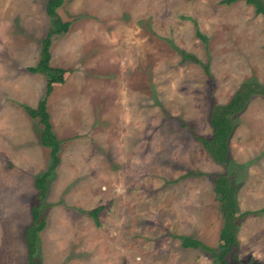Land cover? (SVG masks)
<instances>
[{"label": "rangeland", "instance_id": "374dc122", "mask_svg": "<svg viewBox=\"0 0 264 264\" xmlns=\"http://www.w3.org/2000/svg\"><path fill=\"white\" fill-rule=\"evenodd\" d=\"M47 2L0 0V264L27 261L35 177L52 157L22 105L43 99L60 162L40 203L42 264H215L180 235L218 245L213 176L226 171L251 212L234 264H264V96L236 116L232 164L196 139L212 134L213 103L264 78V17L245 0H62L71 23L51 35ZM49 36L51 64L67 72L47 94L28 67Z\"/></svg>", "mask_w": 264, "mask_h": 264}, {"label": "trees", "instance_id": "16d2710c", "mask_svg": "<svg viewBox=\"0 0 264 264\" xmlns=\"http://www.w3.org/2000/svg\"><path fill=\"white\" fill-rule=\"evenodd\" d=\"M238 0H221L223 3L231 4ZM248 4L255 7L256 12L264 17V0H245ZM62 0H48L46 5L47 13L51 20V35H61L70 26V21L60 22V15L57 8ZM199 35H203L198 32ZM49 34V35H50ZM51 36L45 40L40 59L34 66H29L28 70L33 73H41L46 78V93L52 90V84L56 81H62L63 75L67 69L51 64L50 56ZM264 96V78L259 81L255 76L246 78L236 89L229 101L225 103H213L209 112V123L212 128L210 137L196 135L207 153L217 162L225 167L232 164L230 160V137L236 126V116L242 112L249 101L254 96ZM28 115L33 118H40L44 124L43 135L50 141L52 162L48 168L35 177L38 188L36 196L37 204L32 206L33 222L29 225L27 235L28 257L26 264H42L39 254V233L45 227V219L42 216L40 203L44 200L48 192V180L53 175L57 165L60 162L59 146L60 140L53 131L50 121V115L46 107V99L40 102L39 107H33L27 104L22 105ZM235 175L230 171L215 173L213 176L214 190L217 200L220 202V210L223 218L222 228L220 230L219 243L212 247L202 240L191 236L180 235L184 247L203 248L207 250L214 260L215 264H234L239 246L238 229L240 220L247 211L242 214L239 212V203L237 197V185L233 182ZM103 206L89 210L88 213L95 219ZM254 263V260H250ZM255 264V263H254ZM258 264V263H256Z\"/></svg>", "mask_w": 264, "mask_h": 264}]
</instances>
